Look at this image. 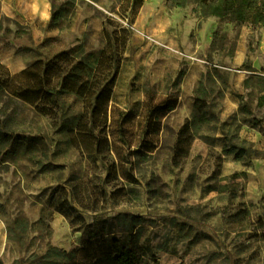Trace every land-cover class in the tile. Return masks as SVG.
<instances>
[{
    "label": "rangeland",
    "instance_id": "374dc122",
    "mask_svg": "<svg viewBox=\"0 0 264 264\" xmlns=\"http://www.w3.org/2000/svg\"><path fill=\"white\" fill-rule=\"evenodd\" d=\"M192 10L0 0L10 75L70 49L96 67L109 47L118 61L109 112L130 117L126 144L114 126H75L74 146L59 121L0 103L1 120L21 123L10 133L19 146L0 141V264H113L114 245L130 248L133 264H264V29ZM197 99L208 121L178 148ZM65 102L61 121L73 125L82 105Z\"/></svg>",
    "mask_w": 264,
    "mask_h": 264
},
{
    "label": "trees",
    "instance_id": "16d2710c",
    "mask_svg": "<svg viewBox=\"0 0 264 264\" xmlns=\"http://www.w3.org/2000/svg\"><path fill=\"white\" fill-rule=\"evenodd\" d=\"M142 3L143 0H131V5L134 7ZM166 3L176 8L192 5V11L201 16L227 20L235 25H257L264 29V0H166ZM58 19L59 16L54 14L52 21L57 22ZM74 55L75 49L63 51L48 62L38 60L15 75L8 73L0 59V103L7 101L14 104L17 114L19 110L30 109L40 116L59 121L58 131L63 132L69 141L75 144L74 146H76L75 126H80L78 130L85 132L94 131L93 128H101V133L114 126L118 141L126 144L125 125L129 121V115L116 108L109 112V102L116 78L115 66L118 67L116 57L107 47L102 52L97 66L94 67L88 60L77 59ZM68 97L74 98L82 105L81 115L73 125L61 121L67 110L65 101ZM201 108L197 99L196 113L179 131L178 148L184 145L193 126L208 121ZM154 115L151 114L149 130L154 128ZM20 125L21 123L16 119L13 129L11 124L0 119V141L5 137V140L12 138L16 146H19L21 141L18 134L12 137L10 133L16 132ZM228 152H235V148ZM105 160H107L105 157L101 159L102 162ZM105 166L107 180L115 181L118 176L117 165L113 162ZM120 193V190H116L112 195ZM131 254L130 248L124 245L117 248L114 245V250L108 257L113 264H133L129 257Z\"/></svg>",
    "mask_w": 264,
    "mask_h": 264
}]
</instances>
